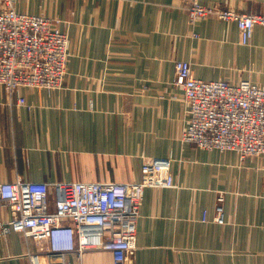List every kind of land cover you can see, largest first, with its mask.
Listing matches in <instances>:
<instances>
[{
    "label": "crops",
    "instance_id": "1",
    "mask_svg": "<svg viewBox=\"0 0 264 264\" xmlns=\"http://www.w3.org/2000/svg\"><path fill=\"white\" fill-rule=\"evenodd\" d=\"M16 1L68 34L70 57L59 90L11 96L0 86V183L139 182L144 161L172 157L176 186L146 189L128 264H264V159L184 142V93L174 85L175 63L187 61L199 80L264 89L263 26L243 45L235 22L188 16L195 2L264 15V0ZM11 220L0 201V264H32L39 245L7 232ZM59 262L114 264L99 250Z\"/></svg>",
    "mask_w": 264,
    "mask_h": 264
},
{
    "label": "built area",
    "instance_id": "2",
    "mask_svg": "<svg viewBox=\"0 0 264 264\" xmlns=\"http://www.w3.org/2000/svg\"><path fill=\"white\" fill-rule=\"evenodd\" d=\"M16 0H0V86L13 96L21 88L55 91L63 87L70 57L69 36L51 19L20 13ZM211 15L235 22L248 45L264 15L218 10L198 2L188 7L190 23ZM175 87L184 93L186 130L183 141L208 151L235 152L242 159H264V89L242 81L197 79L187 61L175 63ZM20 105H26L22 97ZM139 182L0 183V201L11 211L6 231L39 245L32 264H61L68 252L111 253L114 264H128L137 250L138 223L148 188H174L173 159L144 161ZM224 195L218 198L216 221L224 223ZM207 221V214H204ZM48 264V263H47Z\"/></svg>",
    "mask_w": 264,
    "mask_h": 264
}]
</instances>
